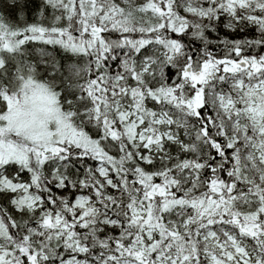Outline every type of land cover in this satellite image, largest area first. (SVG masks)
Listing matches in <instances>:
<instances>
[{"label": "snow or ice", "instance_id": "snow-or-ice-1", "mask_svg": "<svg viewBox=\"0 0 264 264\" xmlns=\"http://www.w3.org/2000/svg\"><path fill=\"white\" fill-rule=\"evenodd\" d=\"M0 264H264V0H0Z\"/></svg>", "mask_w": 264, "mask_h": 264}]
</instances>
